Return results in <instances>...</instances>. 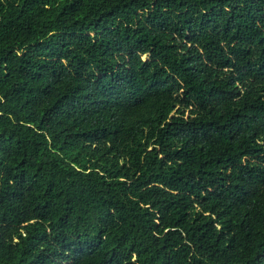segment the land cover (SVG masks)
<instances>
[{
  "label": "trees",
  "instance_id": "16d2710c",
  "mask_svg": "<svg viewBox=\"0 0 264 264\" xmlns=\"http://www.w3.org/2000/svg\"><path fill=\"white\" fill-rule=\"evenodd\" d=\"M0 264H264V0H0Z\"/></svg>",
  "mask_w": 264,
  "mask_h": 264
}]
</instances>
